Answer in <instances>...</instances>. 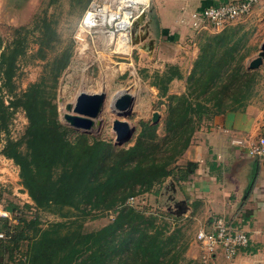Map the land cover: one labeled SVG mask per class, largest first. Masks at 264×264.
Listing matches in <instances>:
<instances>
[{"label": "trees", "instance_id": "1", "mask_svg": "<svg viewBox=\"0 0 264 264\" xmlns=\"http://www.w3.org/2000/svg\"><path fill=\"white\" fill-rule=\"evenodd\" d=\"M42 27L48 32L41 39L43 47L53 41L54 32L47 24ZM8 29L10 41L0 33V87L12 94L20 61L28 53L25 41L29 30L27 27ZM233 32L234 29L225 30L209 36V40L223 46ZM201 53L202 48L185 78L188 94L168 97L171 103L164 122L168 136L164 140L169 143L163 152L159 143L146 138H139L131 147L117 149L101 140L89 142L84 134H77L76 141L70 142L67 136L71 130L60 123L54 97L58 80L71 61L72 49L62 51L48 63L41 79L20 95L16 94V103L10 102L18 104L28 121L22 142L24 152L20 150L21 142L9 141L2 154L18 167L20 184L38 210L56 214L88 206L116 216L112 223L91 233H83L65 222L40 229L31 220L23 222L21 230L13 236L8 228L13 210L4 206L9 218L0 220V232L5 235L0 240L1 246L28 242L25 261L21 264H110L107 259L112 252L122 254L116 264H170L166 260L167 245L155 235L135 225L128 230L133 222L143 218L131 206L137 196L156 194L167 178L183 172L173 171L171 165L180 160L202 120L227 112H243L257 83L255 72L236 66L227 84L220 85L225 75H229L227 69L233 56L229 54L228 60L218 62L217 54L212 52L208 58ZM183 78L178 67L166 66L163 73L155 74L153 86L166 95L169 84ZM225 95L230 97V102L222 99ZM10 107L0 101V132L8 126ZM143 126L156 130V127ZM160 151L168 156L158 160L156 155ZM186 167L192 171L194 164ZM184 178L182 175L179 179ZM130 198H133L132 204L128 203ZM251 243L250 237L249 246L243 252L250 250Z\"/></svg>", "mask_w": 264, "mask_h": 264}, {"label": "rangeland", "instance_id": "2", "mask_svg": "<svg viewBox=\"0 0 264 264\" xmlns=\"http://www.w3.org/2000/svg\"><path fill=\"white\" fill-rule=\"evenodd\" d=\"M102 2L103 0H45L33 16V21L27 27L29 31L25 42H27L28 53L20 61L19 70L14 79V92L9 94L0 87V101H3L5 106H11L9 111L12 112L6 130L0 132V199L3 200L0 203L13 210L11 222L8 225L13 236L21 230L23 222L31 220H34L37 223L36 227L40 229H45L53 223L65 222L66 225L78 227L83 233H91L112 223L116 216L113 212L102 209L94 210L88 206L70 212L63 210L56 214L49 212V210H38L20 184L18 167L11 159L2 154V150L9 141L21 142L20 150L24 152V143L22 142L28 121L24 111L18 104L11 105L10 102L16 103V94L20 95L30 85L38 82L44 75L47 64L59 53L69 48L72 49V53L77 47L82 49L79 54L72 56L73 63H70L60 76L54 97L60 123L71 130L67 136L70 142H74L77 134H84L88 137L89 142L101 140L111 145L112 149H117L131 147L139 138H146L152 140L153 143H159L163 152V149L169 143L164 140L168 136V133L164 130L168 104L171 103L168 97L188 94V91L185 90V78L190 74V71H182L184 78L181 81L169 84L168 92L166 95H162L153 86L154 76L158 73L156 68H159V64L162 65V63L158 62L155 67H152L151 61H148L145 57V52L148 53V51L143 49L144 52L141 53L139 49L140 44L148 49L151 40L149 33L153 36L159 30L158 10L153 4V0H150L148 7L136 14V19H138L134 28L130 29L127 51L118 49L116 43L107 38L103 26L86 27L84 25L85 14L90 5L97 4V6H100ZM156 2H159V0H156ZM171 4L172 1L168 0L165 6L168 7ZM258 13V16H248L222 30V32L229 29L235 31L233 36L228 35L227 44L223 46L220 43L216 45L214 43L216 41L209 40V36L222 33H215L217 30L212 28H209L211 33L206 31V33L200 32L194 35L193 39L197 43L198 50L202 48V56L206 54L209 58L208 54L210 55L213 52L215 55L217 54L215 58H218V62L224 59L228 60L229 54H231V57L233 56L227 69L229 75H225L220 85L227 84L230 74L233 73L236 66H243L244 69L250 70L249 63L257 57L260 46L264 41V4L259 6ZM45 24L49 25L54 35L50 45L42 47L40 45L41 39L48 36V32L42 27ZM0 33L6 41L11 40V33L8 28H0ZM93 36H103V38H106L108 46L106 47L100 40L92 41L90 37ZM223 39H226V37H223ZM198 54L200 55V53ZM250 71L255 72L257 83L254 86V95L248 105L255 100L264 101V58L257 70ZM80 93H104L106 95L102 111L95 120V125L90 133L80 132L68 127L63 119L66 106L74 103L76 96ZM122 93H128L133 98L131 107L125 116H119L113 112L111 107L113 99ZM192 96L195 97V94ZM229 98L228 95L222 97L226 102H230ZM259 104L262 105V103ZM154 114L159 116L157 122H153ZM114 120L124 121L129 125L132 129L129 140L122 143L116 141L115 134L112 131ZM144 124L148 127H156V130L146 129L143 126ZM161 151L156 155L158 160L168 156V153L163 155ZM178 162L179 160L171 165V169L175 172L182 167ZM156 188L153 190L155 191ZM136 198L135 204L131 207L141 213L143 218L126 227L130 230L135 225L139 229L142 228L155 235L166 244V249L169 251L166 260L170 264H207L205 262L209 261L205 258H203V261H205L203 262L197 257L196 232L206 226L212 216L239 217L241 220L244 218L242 214H238L241 211L230 212L227 215L205 217V212L200 203L192 202L190 204L191 208L188 209L186 208L187 203L172 204L166 199L167 196L157 199L156 203L154 199L150 202L145 195ZM178 205L179 207H177ZM62 213L64 216H61ZM240 224L242 225V223ZM242 228H244L243 225ZM27 250L28 242L24 241L10 246H1L0 244V263L21 264L20 262L25 261ZM119 256L121 258L122 254L119 255L118 252L109 253L107 261H110V264H116L119 261Z\"/></svg>", "mask_w": 264, "mask_h": 264}, {"label": "crops", "instance_id": "3", "mask_svg": "<svg viewBox=\"0 0 264 264\" xmlns=\"http://www.w3.org/2000/svg\"><path fill=\"white\" fill-rule=\"evenodd\" d=\"M44 1L0 0V28L28 27ZM171 1L172 4L167 7L168 0H153L158 10L159 30L153 36L149 33L151 40L148 49L143 44L139 45L141 53L148 51L145 57L151 61L152 67L158 62L162 63L156 68L160 74L166 66H176L181 72L191 71L200 53L194 35L206 31L211 33L210 27L192 16L204 8L232 0ZM263 4L264 0H261L248 16H258L259 6ZM90 39L100 40L108 46L103 36ZM80 51L82 49L75 48L72 56ZM141 56L144 57L143 54ZM178 81L181 80L175 79L170 84ZM263 132L264 101L260 99L249 104L243 112H227L202 120L178 162L183 172L167 178L156 194H145L150 202L154 199L156 203L157 199L167 196L166 199L172 204L187 203L188 209L192 202L200 203L205 217L241 211L243 229L249 233L252 241L250 250L241 252L232 262H227L220 254L205 262L203 251L196 243L197 257L207 264H264V233L261 231L264 226V162H257L247 154L249 145ZM187 164H194L192 171L186 167ZM182 175L185 178L179 179ZM0 201L3 202L2 199Z\"/></svg>", "mask_w": 264, "mask_h": 264}, {"label": "built area", "instance_id": "4", "mask_svg": "<svg viewBox=\"0 0 264 264\" xmlns=\"http://www.w3.org/2000/svg\"><path fill=\"white\" fill-rule=\"evenodd\" d=\"M258 1L232 0L227 4H221L219 7L204 8L192 17L214 30H222L236 20L247 17ZM149 3L150 0H103L100 6L91 4L85 14L84 25L86 27L103 26L107 38L115 43L123 37L129 39V32L136 19V14L148 7ZM237 144H241V142H237ZM247 154L257 162H264V132L249 145ZM128 203L132 204L133 198H130ZM3 218H9V216L0 203V220ZM209 219L208 224L196 232V243L203 251L205 259H210L219 253L227 262H232L238 254L249 246V233L244 231L243 224H240L243 222V218L241 220L239 217L212 216ZM261 231L264 233V226ZM3 239H5V235L0 232V240ZM0 264L15 263L4 262Z\"/></svg>", "mask_w": 264, "mask_h": 264}, {"label": "water", "instance_id": "5", "mask_svg": "<svg viewBox=\"0 0 264 264\" xmlns=\"http://www.w3.org/2000/svg\"><path fill=\"white\" fill-rule=\"evenodd\" d=\"M138 19V18H137ZM135 21L131 28H134ZM264 58V41L260 46V51L256 58L249 63L250 70H257L262 64ZM106 95L104 93L87 94L80 93L76 96L74 103L68 104L65 108L66 113L63 115V119L66 125L74 130L90 133L95 125V120L99 117ZM133 98L128 93H122L115 97L111 103L113 112L119 116H125L130 109ZM159 116L153 115V122H157ZM112 131L115 134V139L118 143H122L131 138L132 129L124 121L114 120L112 123Z\"/></svg>", "mask_w": 264, "mask_h": 264}, {"label": "bare ground", "instance_id": "6", "mask_svg": "<svg viewBox=\"0 0 264 264\" xmlns=\"http://www.w3.org/2000/svg\"><path fill=\"white\" fill-rule=\"evenodd\" d=\"M128 44H129V39L123 37V39H119L118 42L116 43V46L118 49L122 51H127L128 50Z\"/></svg>", "mask_w": 264, "mask_h": 264}]
</instances>
